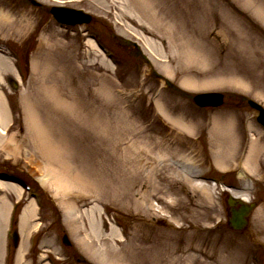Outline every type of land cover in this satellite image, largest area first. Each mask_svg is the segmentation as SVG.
<instances>
[{"label": "rangeland", "instance_id": "374dc122", "mask_svg": "<svg viewBox=\"0 0 264 264\" xmlns=\"http://www.w3.org/2000/svg\"><path fill=\"white\" fill-rule=\"evenodd\" d=\"M115 1L120 8L107 0H0L22 17L16 23L21 31L0 30V90L11 112L5 135L13 130L21 146L17 152L5 148L0 133V176L22 192L19 200L18 192L8 190L7 206L17 200L20 206L7 264H19V258L22 264H168L175 257L176 264H264V150L256 157L261 170L251 172L240 163L253 138L264 144L256 112L242 98L264 105V22L250 6L264 7V0H147L152 6L144 11L169 23L174 45L167 34L154 41L138 34L128 18L122 20L125 7L138 12L135 1ZM57 4L82 8L92 21L62 25L50 12ZM43 34L50 41H41ZM96 40L114 54L103 53ZM43 85L57 88V95L44 94V88L39 93ZM215 90L227 95L221 107L199 108L192 100L194 93ZM58 94L65 98L61 103ZM25 96L62 158L83 180L95 182L81 195H100L83 207L72 230L57 187L43 184L35 165L44 160L27 123ZM221 113L241 153L224 167L217 162L222 124L215 117ZM200 174L257 201L247 231L228 226L229 192L220 184L205 182L209 197L194 187ZM23 182L36 187L44 201L35 205L39 225L27 229L25 239L20 215L33 197ZM4 215L0 264L7 211Z\"/></svg>", "mask_w": 264, "mask_h": 264}, {"label": "bare ground", "instance_id": "6f19581e", "mask_svg": "<svg viewBox=\"0 0 264 264\" xmlns=\"http://www.w3.org/2000/svg\"><path fill=\"white\" fill-rule=\"evenodd\" d=\"M107 1L110 2L112 7L120 8L121 6L120 1L119 2L115 0H107ZM133 1H135L134 6L136 5L135 8L137 9L138 12L132 10L131 7L129 8L125 7V9L122 11L124 14L122 15V20H125L126 18H128V20H130L139 29V30H136L138 34H148L152 37L151 39L153 41L155 37L159 38L160 35L166 36L167 34L169 35L168 37L171 39L170 40L171 44L174 45L175 40H177V38L174 37L173 35L170 36L168 26H167L169 25V23L165 24L163 23V19L159 18L156 14L155 15L157 16V18H155L153 14H149L148 11L146 12L144 11V9L148 8V5L152 6L149 3L148 5L146 4L147 0H133ZM250 6L254 8V10L252 11L253 15L256 18L259 17L264 22V7L258 4L256 5L251 4ZM16 11L17 9L12 8V6L8 4L7 2L6 4L0 3V30L1 31L6 29V27L10 29L14 27L15 30L21 31L22 28L17 26L16 23L17 21H21L22 17L20 19L17 18V16L14 14V12ZM154 12H158V11L155 10ZM148 16H150L151 18L153 17L155 18V19L153 18L154 19L153 22L146 20ZM145 22H147L150 26L147 25ZM49 36L50 35L45 36L43 34L41 36V41H48V40L50 41ZM36 62L37 60L33 62V67L37 66ZM43 88H44L43 90L44 94L45 93L49 94L50 91L52 90V94L57 95V92H58L57 88L53 90L46 85H43V87L39 89V93H40V90H42ZM3 93H4V96H6V93L4 92V90H3ZM4 96L2 94V90H0V133L2 132L1 134L4 135L3 138L5 139H3V142H5L6 140L4 144L6 147L5 146L3 147L8 148L12 152H15V151L17 152L21 146L13 130L11 131L10 135L8 136L5 135L7 132L6 129L10 127L9 124H10V119H11V112L8 110V108L7 110L5 108L6 101L4 100L5 98ZM110 97L113 98V96H110ZM58 98H59L57 99L58 101L65 100L64 97L62 98L60 96V94H58ZM27 99L30 100V98H27V96H25L24 100L26 101V106L28 109L27 110L28 111L27 123L29 125V128L31 129V132L33 133L35 141L40 143L39 147L37 146V143H36V148L40 152L39 154L40 157L43 158L44 160L43 163L36 162L35 165L39 166L42 171L41 173L42 175L40 177L42 183L43 184L51 183L55 187H57L56 193L60 194V196H58V202L60 206H62V208L66 211L68 223L72 230L74 223H77L76 218H79V221L83 218V212H82L84 211L83 207L89 205L92 202V200H99L100 195H98V193H95V192L91 193L92 194L90 195L91 197L90 196L83 197L81 195L83 190L87 191L88 189L89 191H92L93 187L95 188L96 186L95 182L90 181V180H83L81 174L75 171V167L73 166V164L67 161V159L65 160V158H62V156L59 153L57 144L53 145L55 144V142L53 143L52 136H49L48 132L44 128V125L40 123V118L35 113L36 111H35V108L33 107L32 102L30 103L29 100ZM3 100L5 103L3 102ZM61 102L62 101H60V103ZM161 109L163 110L162 107ZM163 111L168 118L178 121V118L173 117L171 113H168L165 110ZM224 118H225V113H221L215 117L216 123L220 121L222 124V132L220 133V136H219L221 139L220 143L222 144V146L220 145V147L222 151L220 153V157L217 158V162L219 166L221 167L226 166L228 162L231 161V159H234V158L237 159V157L241 155L240 151H238V149L235 148V142H237V135L235 134L233 135V134H229L225 132V128H227L228 126L226 125L225 127L224 124L226 123L225 121H222ZM5 122H6L5 126H2V123H5ZM182 123L187 128L192 127V124H190L189 122H182ZM229 140H232V142L229 145H227ZM11 144L14 145L13 149L10 146ZM261 144L262 143L260 140L253 138V140L249 142L248 149L245 151V153H242V156L245 158V159L243 158L244 161H242V164L246 168V170L251 171V172L261 170V165L263 163L262 161H258L260 150H264V144H262L263 146ZM257 155H258V159L256 158ZM185 179L188 180L189 182L193 181L192 178L185 177ZM193 185L195 188H199L200 191H202L207 197L210 196L209 189L205 182L198 180V184L195 183ZM8 190L14 191L15 193L18 192L19 194L18 197H21L22 192L15 183H11V182H8L7 180H3V177H0V228L5 218L4 214L7 211V216H8L9 211H10V206L12 204L10 203V205L7 206L8 205L7 203L9 201L8 199L10 197ZM230 190L235 195L240 196L244 199H250L251 197L249 196L248 193L241 192V191L231 189V188ZM62 191H64L65 195L61 194ZM7 207H8V210H7ZM22 210L23 211L20 215L21 216L20 227H21V235H24L27 232V229L33 226L37 227L39 223L34 222L36 207H35V202H33V200L31 202L25 203V205L22 207ZM84 212H86V210ZM26 235L22 236V238L24 237L25 239ZM18 260H19V264H22L21 258H19ZM176 262H178V258L175 257L173 258V260H170L168 264H176Z\"/></svg>", "mask_w": 264, "mask_h": 264}, {"label": "water", "instance_id": "95a60500", "mask_svg": "<svg viewBox=\"0 0 264 264\" xmlns=\"http://www.w3.org/2000/svg\"><path fill=\"white\" fill-rule=\"evenodd\" d=\"M69 11L73 12V16L70 17V20H72V22L80 20V18L77 19V16H79V15L81 16V20L87 21L90 19V15L82 12L81 10H79L80 12L74 11V10H69ZM67 13H69V12H67ZM77 14H79V15H77ZM196 99L203 104L222 102L221 101L222 96L218 97L215 94H205V95L200 94L196 97ZM255 106L262 109V114L264 116V109L262 108V106H259L258 104H255ZM229 203L231 206H233L231 209V211H232V218H231L232 226L234 228H243L247 223V216L250 214V212L253 209V207L255 206V204L254 203L246 204V203L242 202L241 200L233 198V197H230ZM239 203L241 204V207L236 208L235 205H237ZM65 241L67 243H69V239L67 238V236H65Z\"/></svg>", "mask_w": 264, "mask_h": 264}]
</instances>
